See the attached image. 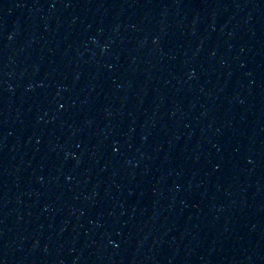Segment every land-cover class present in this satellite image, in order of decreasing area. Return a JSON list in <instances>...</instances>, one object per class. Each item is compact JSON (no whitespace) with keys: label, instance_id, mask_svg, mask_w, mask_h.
Masks as SVG:
<instances>
[{"label":"water","instance_id":"1","mask_svg":"<svg viewBox=\"0 0 264 264\" xmlns=\"http://www.w3.org/2000/svg\"><path fill=\"white\" fill-rule=\"evenodd\" d=\"M0 264H264V0H0Z\"/></svg>","mask_w":264,"mask_h":264}]
</instances>
